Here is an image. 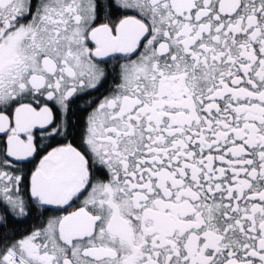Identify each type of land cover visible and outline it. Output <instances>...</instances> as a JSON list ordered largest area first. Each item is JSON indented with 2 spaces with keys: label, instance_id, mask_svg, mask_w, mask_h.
<instances>
[{
  "label": "snow or ice",
  "instance_id": "6c2138e0",
  "mask_svg": "<svg viewBox=\"0 0 264 264\" xmlns=\"http://www.w3.org/2000/svg\"><path fill=\"white\" fill-rule=\"evenodd\" d=\"M0 264H264V0H0Z\"/></svg>",
  "mask_w": 264,
  "mask_h": 264
}]
</instances>
